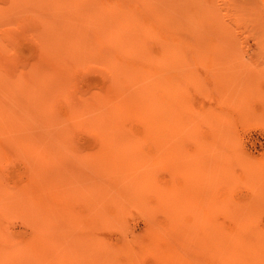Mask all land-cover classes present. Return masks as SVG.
<instances>
[{"label": "rangeland", "instance_id": "374dc122", "mask_svg": "<svg viewBox=\"0 0 264 264\" xmlns=\"http://www.w3.org/2000/svg\"><path fill=\"white\" fill-rule=\"evenodd\" d=\"M121 8L134 9L127 11L134 12L131 23L152 17L159 29L147 39L149 26L138 25L143 51L156 53L159 44H165L179 53L180 64L166 61L152 71L167 85L160 96L172 120L190 125L188 136L171 135L168 155L146 140L142 147L139 144L141 149L104 148L99 145L100 132L91 126L103 115L96 98L105 86L121 82L130 88L136 83L120 79L114 68L120 60H139L130 49L133 45L125 44L132 37L126 34L123 42L115 24L109 23L113 20H105L106 11L119 14ZM62 11L72 20L87 16L94 24L90 28H97L82 40V51L78 46L63 53L55 30V18ZM161 32L168 36L167 43ZM69 112L78 118L70 119ZM126 128L124 133L143 130L137 120ZM53 133H66L65 140L45 141ZM50 142L58 147H50ZM49 147L53 159L46 153ZM137 160L146 163L139 166ZM127 161L137 167L112 173L114 166L128 165ZM145 167L151 173L144 178L151 181H142L156 185H135ZM262 169L264 0H80L67 8L61 0H0L4 254L10 256L14 245L30 241L36 226L49 220L47 240L55 244L47 252L51 264H208L209 253L200 247L206 244L208 229L255 233L264 228V212L253 218L240 210L256 194L250 179L264 175ZM32 174L44 180L36 181ZM26 193L41 196L33 203L37 213L15 203ZM223 202L237 206V218L226 214L220 207ZM176 219L180 224L174 227ZM185 228L193 230L186 244L190 246L178 255L175 236L182 235L179 230L188 234ZM260 255L264 261V249Z\"/></svg>", "mask_w": 264, "mask_h": 264}, {"label": "bare ground", "instance_id": "6f19581e", "mask_svg": "<svg viewBox=\"0 0 264 264\" xmlns=\"http://www.w3.org/2000/svg\"><path fill=\"white\" fill-rule=\"evenodd\" d=\"M61 1L63 4H65L67 8V7H70V4L79 3L80 0H61ZM122 9L123 8L119 10V14H115V13L108 14V12L106 11L107 16L105 20L106 22H108L109 20H113V21H110L109 23L115 24L114 27L116 28L115 30L116 35L121 36V39L123 42H124V36L126 34L132 37V40H129V41L125 40V44L133 45L130 49H132L136 53V56L139 58V60L136 61V59H134L128 62L120 60L119 65L115 64L114 68L115 70H117L118 74L121 76L120 79H124V81L126 82L134 81L136 83L133 86L131 85L130 88L127 87L125 84H122L121 82H116V83L108 84L107 86H105L103 94H101V96H97L96 98L97 101L100 103V105L102 104L101 106H103V110H102L104 111L103 115L98 117V119H96L95 121H93L91 123V126H92V129L94 127L95 131L97 130L100 132L98 133L100 135L99 139L101 140L99 144L100 146H103V147L104 145L106 147L112 146L113 149L118 148L119 151H121L124 148H127V149L129 148L133 150V148L138 147V149H141L139 147V144H141V147H142L144 140H146V141H153L154 143H156L158 146H160L159 152L161 151L164 154L168 155L170 152L168 151V149L172 147L170 146L172 144L171 135H173L174 133L175 134L181 133V134H184V137L188 136L190 125L187 124L185 121L178 123V121L172 120L174 117L170 115L168 105L162 103V99L160 96V91L162 92V88L167 90V85L162 84V81H160L161 77L159 76V74L155 76L154 73H152V71H153L154 66H160L161 64L164 65V62L166 61L168 63L171 62L174 64H180L181 61H179L180 60L179 53L177 50L171 52L165 46V44L163 45L159 44L161 45L159 47L160 50H157L156 53L150 52L151 50H149V52L148 51L146 52L145 51L146 49H144L143 51L141 49L142 40L140 39L141 37L139 36L138 31H137L138 25L146 24V26H149L150 34L148 31H146V35H145V38L147 37V39L151 36V34H155V32L159 33V29L155 27L154 22L152 21L153 19L152 17H151L152 19L146 17L141 22H139V20H136L137 23L135 22L131 23L130 19L132 18V15L134 14V12L128 13L127 11L128 10L133 11L134 9L129 8L127 10L124 8V11ZM97 11L98 9H95L92 12L97 14ZM58 14L59 16L55 18V20H58V25H56L55 30L57 31L56 35H57L58 41L61 43V46L63 44L62 46L63 49L61 48L63 53L70 51V49L78 48V46H79L78 49L82 51V44H83L82 40L86 41L87 38L89 37V33H91V31H93L96 28V27L90 28L91 25H94L92 23V20H89V23H90L89 25V23L86 21L87 16L81 17V15H79L77 17H74L72 20L71 17H68L65 11H62V13L58 12ZM69 31L71 32L66 37V34ZM160 34L161 36L164 35L165 43H167L168 36H165V34H163L162 32ZM176 42L178 43L179 40H176ZM122 46H124V44ZM157 47L158 46L156 45L155 49H159ZM127 49L129 48L127 47ZM183 74H185V72H183ZM138 81H142V82H138ZM68 116L72 120L78 118V116L76 115V112H69ZM134 120L141 122L142 127H143L141 134L136 131H132V129L130 133L129 131H127L129 134H127V132L124 133L125 128L128 126V124L133 123ZM193 125L194 124H191V127ZM98 134H95V137H98L96 136ZM65 135L66 133L59 135V136L58 134L53 133L52 136L51 135L47 136L45 138V141H49L52 139L65 140ZM51 143L53 144L55 142H50L49 144L50 147H51ZM50 147L48 148V150L52 149ZM52 147L56 148L58 146L57 145L54 146L53 144ZM206 149L207 148H205V150ZM100 151H103V150H100ZM167 151L168 153H165ZM50 152L51 150L47 151L46 153L47 155H49L50 158L53 159L54 156L51 157ZM108 152H109V149H108ZM134 152L135 150L133 151V153ZM178 152H180V150H177V153ZM196 155L201 156L200 154H196ZM50 160L51 159H49L48 161ZM141 160H139V162L137 160L138 163L135 162V164L142 166V164H139V163H143ZM48 161H43V162L49 163ZM52 162L54 161H50V163ZM130 163H128V165L123 164L125 165L124 167L122 164H121L122 167H120L119 164L116 165L118 166L117 168L115 166L114 168L111 166H108V167L113 168L112 173L116 171L117 173L118 171L120 172V170H117L120 168H123L121 170H124V169L130 170L131 167H137L135 166V164L131 165ZM127 166L128 168H126ZM104 167H107V165H105ZM39 169L44 170V168H39ZM134 169L139 170V167L138 169L137 168H134ZM144 169H145L144 171L146 172L145 173L143 171L145 175L142 173L141 175L142 177L137 178L135 185H138V183H140L142 180L144 181L145 180L144 176H147V174L151 173V172H148L147 167H145ZM37 170L38 169H35V171ZM221 171H222V174H224L223 168L221 169ZM130 172L135 173L134 171H130ZM260 172L264 174V171H260ZM38 173L41 174L42 172L41 171L39 172L38 170ZM36 174L37 173L35 172V175ZM42 174L41 176H43ZM33 175L34 174H32V176ZM201 176H204V174H201ZM148 177L150 178V175H148ZM255 177H251L250 180L252 183L251 185H255V187L257 188V192L256 194H254V197L250 203L241 205L240 207L241 212L244 215H246V217H253V218H255L254 216H256L258 212H264V175H260L256 179ZM35 178L36 177H34V179ZM202 178L204 180L208 179L207 176L202 177ZM138 179H139V182H138ZM42 180H37L36 178V181L41 182ZM147 180L149 179L146 177L145 182H147ZM143 181L141 183L142 185L144 183ZM44 182L45 181H43V183L41 184L46 185V183ZM47 182L49 181L47 180ZM149 183L151 182H148V184ZM156 183L157 182L151 183V185H156ZM148 184H145V185H148ZM27 194L28 193L23 194L24 196L16 197L17 202L15 203H18L20 205L23 204L24 209L26 211H29V213L30 211H34L35 213H37V211L33 209L34 208L33 203L37 199L40 201L41 196L32 197V196H29L30 194L29 195ZM163 206L165 210L169 211L170 207L167 204H164ZM220 207H222L225 210L226 214H228L229 216H233L234 218H237V215H235L236 213H238V210L236 209L237 206L230 208L229 206L225 205V202H223L220 205ZM174 209L176 210V208ZM48 210L50 211L49 208ZM179 210L181 209L179 208L178 211ZM238 216L240 217L241 215L238 214ZM31 217H34V215L33 216L31 215ZM178 219H176V221L174 222V227L179 226L180 221H178ZM31 220L33 219L31 218ZM50 225H51V222L48 220L46 221L45 224L36 226V233H34L33 238L30 241H28L26 244L14 245L12 248V251L9 252L10 256L7 254H4L0 250V264H14V262H11L9 258H15L17 260L15 264H51V260L49 259L47 252H49L50 247L54 246L55 244L54 245L53 243L50 245L48 244L47 236L50 230L49 228ZM188 230L189 229H186V231L189 234V235L186 234L187 236L183 234L185 231L182 233V231L179 230V232H181L182 234L179 237V239H177L178 236H175L176 234L175 232H174L175 234L172 233L175 237H177L175 238L176 240L175 243H177V245H175V247L173 246V249L175 250L176 253H178V255L186 254V250H187L186 248L190 246V244L189 245H186V244L188 243V241L189 242L191 241L190 239H188V237L190 236L191 231L193 232V230L192 229L191 231H188ZM206 235H207L205 236L207 237V239H205L206 244L204 243L205 246L201 245L200 247L203 250L205 247V252L209 253L208 261H210V263L208 264H264V261H262L261 255H260L261 250L264 249V228H262V230L260 231L257 229L255 233L254 231L253 233H250V232L228 233L223 230L219 231L212 227L208 229V232ZM191 252L193 253L195 252V250H192L188 253L190 254ZM193 255H195V253ZM210 255L212 256L211 260H210V257H211ZM177 261L178 263L180 262L179 258Z\"/></svg>", "mask_w": 264, "mask_h": 264}]
</instances>
